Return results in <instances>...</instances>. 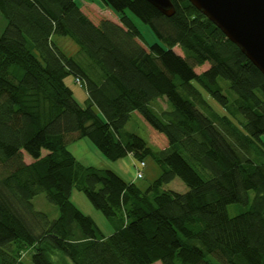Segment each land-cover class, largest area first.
Masks as SVG:
<instances>
[{
	"label": "trees",
	"instance_id": "obj_1",
	"mask_svg": "<svg viewBox=\"0 0 264 264\" xmlns=\"http://www.w3.org/2000/svg\"><path fill=\"white\" fill-rule=\"evenodd\" d=\"M101 1L119 24L93 22L76 0H0V264H264V75L188 0H171V18L146 0ZM133 17L166 48L144 44ZM134 113L165 149L126 130ZM84 139L108 161L150 157L162 173L143 190L86 166L69 148ZM176 178L186 193L165 189ZM74 190L111 235L72 203ZM42 193L58 218L35 209ZM230 205L245 210L231 217Z\"/></svg>",
	"mask_w": 264,
	"mask_h": 264
},
{
	"label": "rangeland",
	"instance_id": "obj_2",
	"mask_svg": "<svg viewBox=\"0 0 264 264\" xmlns=\"http://www.w3.org/2000/svg\"><path fill=\"white\" fill-rule=\"evenodd\" d=\"M76 3L80 8H82L85 3L91 5L93 10L91 11V13H89V16L95 23H98L103 19L111 20L117 24L120 23L119 14L114 12L111 8L107 7L104 3H102L101 0H76ZM133 20L143 36L144 44H160L162 47L166 48L165 45L156 37L149 25L144 24L135 17H133ZM6 23V18L0 12V35L4 30ZM59 45L68 55L74 57L77 56V47L69 39H63L59 41ZM175 51L178 54L182 55V51L178 47L175 48ZM208 68L209 64H206L202 67H197L196 72L202 73ZM220 82L224 86L228 87V83L223 79H221ZM65 83L71 88L74 93L75 99L80 103V105L85 106L87 94L84 88L76 83V80L73 76L68 77L65 80ZM226 92L230 91L228 90ZM210 102L218 112L223 113V110L219 105H217L211 99ZM159 106L165 109L166 102L161 101L159 103ZM94 110L96 113H99L96 108H94ZM99 115L101 116L100 113ZM126 130L129 132H133L143 138L153 149L161 150L165 149L168 146L167 138L163 134L156 132L137 113H134L132 115L131 120L126 126ZM70 150L77 156V158L83 160L82 162H85L86 164H91L90 166H94L99 169L112 170L113 172L121 176L126 182H134L139 188L143 190H145L151 183L158 179L162 173L161 168L156 164V162L152 158L148 157L144 160L146 164V168L144 169V178L136 179V169L134 165H131L130 162H125L126 160L118 162H111L106 160L87 139L82 140V142L80 143L70 145ZM88 150L92 151V155L95 158L88 156ZM44 154H46V152ZM96 158H98L101 162H97ZM27 160L30 161V158L27 157ZM165 189L175 191L181 194H184L189 190L187 185L179 178H176L173 182L167 185ZM251 196L253 197V193H251ZM71 201L83 214L90 216L93 219V221L96 223V225L104 236H109L114 232L115 228L113 224L108 219H106V217L98 209L93 206V204L85 193L78 190H74L71 197ZM33 205L37 211L45 213L50 220H54L59 216L58 207L50 203L44 193L39 194L37 197L34 198ZM244 210L245 207H242L240 205H230L228 207V212L231 217L236 216ZM208 260H210L214 264H221L213 256H209Z\"/></svg>",
	"mask_w": 264,
	"mask_h": 264
},
{
	"label": "water",
	"instance_id": "obj_3",
	"mask_svg": "<svg viewBox=\"0 0 264 264\" xmlns=\"http://www.w3.org/2000/svg\"><path fill=\"white\" fill-rule=\"evenodd\" d=\"M171 18V0H146ZM264 75V0H188Z\"/></svg>",
	"mask_w": 264,
	"mask_h": 264
},
{
	"label": "crops",
	"instance_id": "obj_4",
	"mask_svg": "<svg viewBox=\"0 0 264 264\" xmlns=\"http://www.w3.org/2000/svg\"><path fill=\"white\" fill-rule=\"evenodd\" d=\"M103 3V2H102ZM81 10L90 18V16H89V13H91V11L93 10L92 9V7H91V5H89V4H87V3H85L84 4V6L81 8ZM91 19V18H90ZM92 20V19H91ZM93 21V20H92ZM94 22V21H93ZM6 25H7V23H6ZM5 28H6V26H5ZM4 28V29H5ZM4 31V30H3ZM3 31H2V33H3ZM1 33V34H2ZM1 36V35H0ZM63 39H65V38H63ZM63 39H61V38H54V41H55V43H56V45L62 50V51H64L63 49H62V47L59 45V41H61V40H63ZM65 52V51H64ZM66 53V52H65ZM67 54V53H66ZM80 142H82V140L81 141H79V142H76V143H80ZM76 143H74V144H76ZM70 148V147H69ZM72 152V151H71ZM73 153V152H72ZM74 154V153H73ZM87 154H88V156H91V157H93V158H95L93 155H92V151L91 150H88V152H87ZM75 155V154H74ZM75 157L77 158V156L75 155ZM82 164H84V165H86V166H90L91 164H86L85 162H82L83 160H80L79 158H77ZM97 159V162L99 161V162H101L98 158H96ZM126 160V161H125ZM127 160H129V161H127ZM119 161H125V162H130L131 163V165H134L135 166V164H136V160L132 157V156H129V157H127V158H125V159H122V160H119ZM118 162V161H117ZM94 167V166H93Z\"/></svg>",
	"mask_w": 264,
	"mask_h": 264
},
{
	"label": "built area",
	"instance_id": "obj_5",
	"mask_svg": "<svg viewBox=\"0 0 264 264\" xmlns=\"http://www.w3.org/2000/svg\"><path fill=\"white\" fill-rule=\"evenodd\" d=\"M76 83L81 85L79 80H76ZM146 168V164L145 162H136L135 164V169H136V175L135 178L136 179H142L144 178V169Z\"/></svg>",
	"mask_w": 264,
	"mask_h": 264
},
{
	"label": "bare ground",
	"instance_id": "obj_6",
	"mask_svg": "<svg viewBox=\"0 0 264 264\" xmlns=\"http://www.w3.org/2000/svg\"><path fill=\"white\" fill-rule=\"evenodd\" d=\"M45 261V260H44Z\"/></svg>",
	"mask_w": 264,
	"mask_h": 264
}]
</instances>
